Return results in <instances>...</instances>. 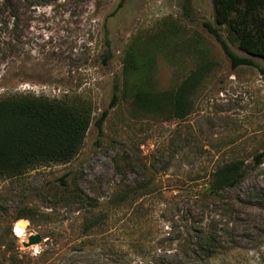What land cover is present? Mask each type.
Instances as JSON below:
<instances>
[{
    "label": "rangeland",
    "instance_id": "1",
    "mask_svg": "<svg viewBox=\"0 0 264 264\" xmlns=\"http://www.w3.org/2000/svg\"><path fill=\"white\" fill-rule=\"evenodd\" d=\"M118 1L13 0L0 19L8 25L0 24V98L80 104L90 114L70 162L0 176V264H264V157L255 163L264 153V75L232 68L203 23L237 56L261 69L264 60L215 25L212 0H126L115 11ZM200 68L183 119L132 106L135 91L174 90ZM105 110L99 134L94 123ZM235 160L245 165L242 181L203 199L213 172ZM76 192L99 205H79ZM122 192L129 197L117 202ZM21 220L23 240L13 231ZM192 222L223 230L210 262L182 246ZM34 234L39 251L22 246Z\"/></svg>",
    "mask_w": 264,
    "mask_h": 264
},
{
    "label": "trees",
    "instance_id": "2",
    "mask_svg": "<svg viewBox=\"0 0 264 264\" xmlns=\"http://www.w3.org/2000/svg\"><path fill=\"white\" fill-rule=\"evenodd\" d=\"M125 1L119 0L115 11L119 10ZM212 4L215 25L227 26L241 51L264 60V0H212ZM13 10V0H0V19L3 20L6 11L12 14ZM8 16L13 18L9 14ZM2 20L0 24L3 23L7 29L6 20L5 22ZM203 26L219 44L232 68L251 66L264 75V69L259 68L252 60L234 54L210 23H203ZM128 57V64L132 70L135 62L133 53ZM203 75L204 68L198 69L174 90H137L132 95L131 104L144 113L168 119H183L190 112L191 95ZM118 91L119 86L116 84L109 108L118 99ZM107 114L108 110L103 111L94 123L99 134ZM89 124L90 114L80 104L67 105L62 101L28 95L0 98V176H19L46 161L70 162L78 153ZM263 157L264 153L258 154L255 157V163L259 164ZM244 170L245 165L239 160L219 166L213 172L209 187L201 193V197L215 200L222 191L235 188L242 181ZM76 193L75 198L79 205L88 207L99 205L97 201L81 192ZM149 194L143 192L140 196ZM128 197L129 193L122 192L118 194L116 200L123 202ZM99 220L90 222L85 229L98 226L101 222ZM222 232L223 230H217L210 223L192 222L187 229L189 239H186L184 241L186 243L182 246H185L186 253L191 254L196 260L210 262L215 257L214 252L221 248L220 241L224 234ZM174 242L182 243L183 241L177 239ZM9 264H22V262L19 259L10 258Z\"/></svg>",
    "mask_w": 264,
    "mask_h": 264
},
{
    "label": "clouds",
    "instance_id": "3",
    "mask_svg": "<svg viewBox=\"0 0 264 264\" xmlns=\"http://www.w3.org/2000/svg\"><path fill=\"white\" fill-rule=\"evenodd\" d=\"M27 228V221L21 220L17 222L14 226V234L16 237L20 238L21 240L25 239V229ZM34 251H39V246L37 245Z\"/></svg>",
    "mask_w": 264,
    "mask_h": 264
},
{
    "label": "water",
    "instance_id": "4",
    "mask_svg": "<svg viewBox=\"0 0 264 264\" xmlns=\"http://www.w3.org/2000/svg\"><path fill=\"white\" fill-rule=\"evenodd\" d=\"M41 242V237L38 234L29 235L27 241L22 243L24 248H28L32 245H37Z\"/></svg>",
    "mask_w": 264,
    "mask_h": 264
},
{
    "label": "bare ground",
    "instance_id": "5",
    "mask_svg": "<svg viewBox=\"0 0 264 264\" xmlns=\"http://www.w3.org/2000/svg\"><path fill=\"white\" fill-rule=\"evenodd\" d=\"M13 231H14V229H13Z\"/></svg>",
    "mask_w": 264,
    "mask_h": 264
}]
</instances>
